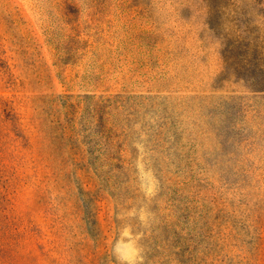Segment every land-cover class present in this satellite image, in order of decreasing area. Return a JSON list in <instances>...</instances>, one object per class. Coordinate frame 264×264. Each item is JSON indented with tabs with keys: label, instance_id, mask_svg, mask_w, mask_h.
Returning <instances> with one entry per match:
<instances>
[{
	"label": "rangeland",
	"instance_id": "obj_1",
	"mask_svg": "<svg viewBox=\"0 0 264 264\" xmlns=\"http://www.w3.org/2000/svg\"><path fill=\"white\" fill-rule=\"evenodd\" d=\"M0 264H264V0H0Z\"/></svg>",
	"mask_w": 264,
	"mask_h": 264
}]
</instances>
